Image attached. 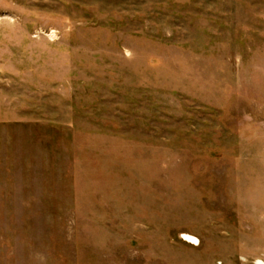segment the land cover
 Listing matches in <instances>:
<instances>
[{
  "label": "rangeland",
  "instance_id": "374dc122",
  "mask_svg": "<svg viewBox=\"0 0 264 264\" xmlns=\"http://www.w3.org/2000/svg\"><path fill=\"white\" fill-rule=\"evenodd\" d=\"M259 262L264 0H0V264Z\"/></svg>",
  "mask_w": 264,
  "mask_h": 264
},
{
  "label": "bare ground",
  "instance_id": "6f19581e",
  "mask_svg": "<svg viewBox=\"0 0 264 264\" xmlns=\"http://www.w3.org/2000/svg\"><path fill=\"white\" fill-rule=\"evenodd\" d=\"M184 239V241H187V242H190V243H194V244H197L198 241L190 236H186V235H183L182 237ZM259 264H262L261 262H259Z\"/></svg>",
  "mask_w": 264,
  "mask_h": 264
}]
</instances>
